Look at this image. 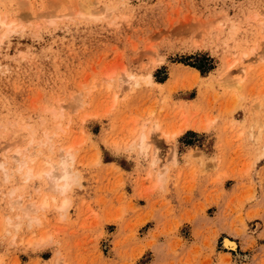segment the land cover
Instances as JSON below:
<instances>
[{"label":"rangeland","instance_id":"obj_1","mask_svg":"<svg viewBox=\"0 0 264 264\" xmlns=\"http://www.w3.org/2000/svg\"><path fill=\"white\" fill-rule=\"evenodd\" d=\"M0 13L13 21L0 27V264H264V0H0ZM202 56L204 74L189 65ZM62 148L78 175L64 195L17 171ZM44 196L57 201L34 210Z\"/></svg>","mask_w":264,"mask_h":264},{"label":"bare ground","instance_id":"obj_2","mask_svg":"<svg viewBox=\"0 0 264 264\" xmlns=\"http://www.w3.org/2000/svg\"><path fill=\"white\" fill-rule=\"evenodd\" d=\"M87 1V0H86ZM92 1V0H91ZM89 3H90V1H89ZM88 3V4H89ZM98 5V4H97ZM80 6H82L81 4H80ZM79 7V6H78ZM6 8V7H5ZM80 8V7H79ZM78 8V9H79ZM82 8L83 9H85L87 12L89 11V8L87 9V7H83L82 6ZM82 8H81V12H82ZM78 10V11H79ZM79 11V12H80ZM77 12V11H76ZM92 12V11H91ZM84 13V12H83ZM89 13H90V11H89ZM39 14V13H38ZM47 14V13H46ZM53 14V13H52ZM81 14V13H80ZM35 15H37V14H35ZM39 15H41V13L39 14ZM38 15V16H39ZM73 15V14H72ZM85 15V14H84ZM90 16V15H89ZM40 17V16H39ZM51 17V16H50ZM6 17H2V15H1V13H0V27H7V28H10L11 26H13L12 24H13V21L11 20V21H6V19H5ZM47 20V19H46ZM264 26V25H263ZM8 31H10V29L8 30L7 29V32ZM259 57H257V59H258ZM232 64H230V66H231ZM229 66V67H230ZM241 69H242V67H241ZM242 70H244V68L242 69ZM109 80V79H108ZM123 82H125L126 83V86H133L134 84L135 85H137L138 84V82H137V78L135 77V75H133V74H129V75H126L125 77H123ZM108 83V85H111V83L108 81L107 82ZM231 88H233V87H231ZM234 89V88H233ZM236 101V100H235ZM260 113V112H259ZM258 115V114H257ZM256 115V116H257ZM256 116H254V117H256ZM258 118V117H257ZM256 118V119H257ZM256 119H255V121H256ZM254 122V121H253ZM257 122V121H256ZM253 126V125H252ZM251 126V127H252ZM258 128V127H257ZM251 130V129H250ZM142 132H143V130H142ZM141 132V137L139 138V141H140V145H141V149H142V152H144L145 153V155L147 154V152H146V148H147V146L149 145L148 144V142L149 141H147L146 139H147V135H145L144 133H142ZM177 132H179V131H176L175 133H172V135L174 134H176ZM173 135V136H174ZM49 140V139H48ZM138 141V142H139ZM31 142V141H30ZM36 142V141H35ZM44 143V142H43ZM42 143V144H43ZM29 144H31V143H29ZM37 145V144H36ZM35 145V146H36ZM139 145V146H140ZM30 146V145H29ZM31 148H32V145H31ZM34 148V147H33ZM52 148H53V145H52ZM26 149V148H25ZM50 149H51V145H50ZM21 151V150H20ZM20 151H16V152H18V154H20V153H22V152H20ZM24 151H27V150H24ZM34 151V150H33ZM29 152V154H27V155H23L24 154V152H23V156L22 157H20V159H17L16 158V161H17V163H18V165L19 166H17V167H19L18 168V170H17V168H16V170L17 171H20V172H23V174L22 175H24V179L26 180V179H31V178H33V177H41L43 174L45 175V176H47L48 178H49V181H50V187L51 188H53V189H55L54 191H56V190H58V195H60V193L62 194V195H64L63 193L68 189V187H69V185H70V183H72V182H74L75 183V179H76V176L75 175H77L76 174V171L74 172V171H72L73 169H71V166H72V163L74 162V155L71 153V151H70V148L69 149H67V148H62L61 149V152L60 153H62L61 154V159L60 158H58V161L57 162H55V161H52V160H50V159H47V158H44L45 160H43L42 161V163H41V165H40V167L42 168V167H47L45 170H39V171H37V168H35L36 170V172L34 171V169H33V167L31 166V162L30 161H34L35 160V158L37 157V155L39 154V153H37L36 151H34V152ZM156 151V150H155ZM25 153H27V152H25ZM37 153V154H36ZM59 153V154H60ZM17 154V153H16ZM158 155V153H156V152H154L153 151V154H152V157H151V163L153 164V165H156L157 166V170L159 171L158 173H163V172H165L166 171V169H167V166H166V163H164L165 161H167V160H165L164 162H163V164H159V161H160V159H159V155ZM17 156V155H16ZM26 156V157H25ZM60 156V155H59ZM18 157V156H17ZM60 159V160H59ZM169 159V158H168ZM172 159L174 160V157H172ZM202 161V160H201ZM40 163V162H39ZM161 163V162H160ZM3 164H4V161L3 162H1L0 161V167H1V169H3L4 170V173L6 172V168L3 166ZM200 164H201V162H200ZM37 167V166H36ZM39 167V168H40ZM44 167V168H45ZM5 168V169H4ZM38 168V169H39ZM15 170V171H16ZM6 173H8V172H6ZM75 173V174H74ZM161 173V174H162ZM9 174V173H8ZM5 175V174H4ZM10 175V174H9ZM8 176V175H7ZM78 176V175H77ZM20 177V176H19ZM162 177V176H161ZM4 179H6L5 177H4ZM46 179V178H45ZM78 181V180H77ZM71 186V185H70ZM16 190V187H14V189H10V192H9V194L10 195H12L13 193H14V191ZM53 191V190H52ZM53 191V192H54ZM66 193V192H65ZM8 194V195H9ZM43 196V195H42ZM10 197V196H9ZM63 197V196H62ZM51 197H49V196H44L43 198H42V200H40V205L38 206V205H36L35 206V208H34V210H39V208H45V207H48V204H50V202L52 203L53 202V204L57 201L56 200V198L55 197H52L51 199H50ZM64 199H63V201L61 202V200H60V202H61V204L60 205H55L58 209L60 208L61 209V211L63 210V209H65V208H67L68 207V205H67V203H68V201H67V199L65 198V197H63ZM50 199V200H49ZM18 202V201H17ZM16 202V203H17ZM20 202V201H19ZM34 202L35 201H33L32 203H31V205H35L34 204ZM31 205H29V207L31 208V209H33V207L31 206ZM67 206V207H66ZM27 208V207H26ZM29 208V209H30ZM30 209V210H31ZM24 211H25V209H24ZM60 211V210H59ZM63 211H65V210H63ZM62 211V212H63ZM27 212H28V210H27ZM27 212H25V213H27ZM31 212V211H30ZM32 212H34V211H32ZM24 213V214H25ZM28 214V213H27ZM30 217L31 216H29V219H30ZM7 218V217H6ZM26 218V217H25ZM28 218V217H27ZM37 218L38 217H31V219L32 220H37ZM29 219H27V220H29ZM30 219V220H31ZM39 219V218H38ZM6 220V219H5ZM5 220H4V222L3 223H5V227L7 226L6 224L7 223H11V220H10V222H8V218H7V223L5 222ZM30 222H32V221H30ZM30 222H28L29 223V225H30ZM39 222V221H38ZM2 223V224H3ZM26 223H27V221H26ZM33 223H34V221H33ZM37 223V222H36ZM8 224V225H9ZM18 226V225H17ZM4 227V228H5ZM47 236V235H46ZM48 237V236H47ZM51 238V237H50ZM45 241V240H44ZM223 244H224V246L225 247H227V248H235V243L231 240V239H229V238H224L223 239Z\"/></svg>","mask_w":264,"mask_h":264},{"label":"trees","instance_id":"obj_3","mask_svg":"<svg viewBox=\"0 0 264 264\" xmlns=\"http://www.w3.org/2000/svg\"><path fill=\"white\" fill-rule=\"evenodd\" d=\"M189 65L194 66L200 70L201 73H207L213 68L212 60L207 56H202L201 59L198 60V62H192L189 63ZM164 79H161L162 81Z\"/></svg>","mask_w":264,"mask_h":264},{"label":"crops","instance_id":"obj_4","mask_svg":"<svg viewBox=\"0 0 264 264\" xmlns=\"http://www.w3.org/2000/svg\"><path fill=\"white\" fill-rule=\"evenodd\" d=\"M207 209V208H206ZM214 210L212 209V212H213ZM255 223H256V221H255ZM254 223V224H255ZM206 227V226H205ZM204 228V227H203ZM202 227H200L199 229L200 230H202L203 229ZM190 234H191V236H190V242H195V239H194V237H193V235H192V233L190 232ZM260 242H262V243H260ZM259 245H264V242L263 241H261V240H259Z\"/></svg>","mask_w":264,"mask_h":264}]
</instances>
